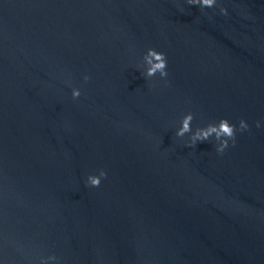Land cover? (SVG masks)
<instances>
[{
  "label": "water",
  "instance_id": "95a60500",
  "mask_svg": "<svg viewBox=\"0 0 264 264\" xmlns=\"http://www.w3.org/2000/svg\"><path fill=\"white\" fill-rule=\"evenodd\" d=\"M0 264H264V0H0Z\"/></svg>",
  "mask_w": 264,
  "mask_h": 264
}]
</instances>
